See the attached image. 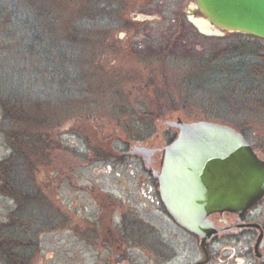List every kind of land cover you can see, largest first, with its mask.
Segmentation results:
<instances>
[{"label": "rangeland", "instance_id": "374dc122", "mask_svg": "<svg viewBox=\"0 0 264 264\" xmlns=\"http://www.w3.org/2000/svg\"><path fill=\"white\" fill-rule=\"evenodd\" d=\"M95 1L0 0V14L4 10L12 13V21L8 20L6 25L2 24L4 20L0 23V102L7 106L5 112L14 104L20 107L14 117L3 119V123L0 120V155L10 153L5 149L6 135L15 133L18 127L14 122L22 119L32 120V134L36 137L45 132L49 139L47 146H50L47 154L37 139L26 143L31 150H28V158L34 166L33 172L18 167L1 172L5 179L0 180V223L6 221L8 214L15 213V204L10 199L15 196V185L38 190L39 175H48L52 180L60 168L71 181L98 182L103 189L108 188L107 191L118 181L112 173L115 171L124 177L128 187L137 190L138 161L123 156L122 151L137 140L157 144L160 140L169 141L175 130L165 126V120L224 123L238 128L256 151L264 152V110L247 104L239 94L245 88L256 86L257 78L250 74L244 85L240 81L244 72L238 69L245 66L241 68L238 63L234 65L237 70L216 74L209 60L211 55L221 52L234 55L247 50L264 55V40L237 33L202 36L186 25L182 16L178 18L179 25L169 28L167 20L171 15L164 9L163 24H149L137 30L133 43L138 44V49L134 51L130 46L126 49L128 39H125L116 44L120 47L115 50L118 46L106 47L102 41L110 36L118 37L121 22L128 20V16L112 13L113 10L97 12L95 7L101 2ZM23 22L52 23L51 41L58 45L64 39L75 37V25L81 24V37L89 40L80 56L82 62L79 61L83 76L56 78L43 74L44 63L28 55L29 31L17 27V23ZM103 31H107L104 36ZM176 32L179 39L188 36L190 44L187 46V42L181 40L172 42L171 37ZM229 59L226 57L227 62ZM62 86H68L71 91L63 93ZM232 92L235 94L231 96ZM24 127L29 129L26 125L22 129ZM10 143L13 142L10 140ZM26 159L22 158L24 164ZM127 171L133 175L127 176ZM49 185L52 194L54 183ZM68 191L71 190L65 184L61 186L58 205H53L50 213L56 215L57 209H61L69 219L67 228L70 226L74 233L77 224L94 223L96 209L88 205L91 201L86 193L72 197ZM134 194L132 207L139 210L141 205L135 202ZM55 196V193L51 195ZM29 207L35 216L48 210L47 204ZM142 215L148 217L147 210ZM157 235L167 240V244L179 247V251L183 245L190 244L186 235L177 231L165 216ZM72 236L70 232L46 234L42 238V249L52 252L54 257L58 249L77 246ZM0 264H4L1 253Z\"/></svg>", "mask_w": 264, "mask_h": 264}, {"label": "flooded vegetation", "instance_id": "af4514ba", "mask_svg": "<svg viewBox=\"0 0 264 264\" xmlns=\"http://www.w3.org/2000/svg\"><path fill=\"white\" fill-rule=\"evenodd\" d=\"M95 2H101L95 7L97 12L108 13L113 10L112 13L128 16V20L121 22L122 31L118 37L110 36L102 41L106 47L118 46L115 50L120 47L116 44H121L125 39H128L125 44L126 49L129 48L128 46L133 47L134 51L138 49V44L133 43L137 30L149 24H163L162 21L166 20L162 17L164 9L169 10L171 15L170 20H167L169 28L179 25L178 18L182 16L186 25L188 24L198 33L186 17V13L191 10L190 6L195 5L193 0H96ZM198 15L194 14L196 17ZM53 26L50 22L17 23L18 29L29 31L28 55L44 63L46 69L42 72L46 76L56 78L83 76V68L79 65V61L84 44L89 43V40L81 37L83 32L81 24L75 25L77 26L75 37L64 39L65 41L60 45L56 41H51V35H54ZM106 32L103 31L101 34L104 36ZM186 38L188 36L183 35L179 39V32H176L171 40L187 42L188 46L190 41ZM60 88L65 94L71 91L68 86ZM4 105L0 102L2 123L3 119L14 117L18 113L17 109L20 108L18 104L16 106L14 104L13 108L5 112L7 106ZM31 122L32 120L28 119L16 121L14 123L18 129L15 133H7L9 136L6 135L5 149H9L10 153L4 155L5 157L0 155L1 181L5 179L1 173L3 170H13L18 167L33 172L34 166L28 158L30 157L28 152L31 150L26 144L30 143V140L37 139L42 142L40 146L45 149V153H50V146H47L49 139L45 132L36 137L32 134L34 128ZM23 125L28 126L29 129L27 127L22 129ZM176 133L175 130L173 137L167 142L160 140L157 144L142 139L134 141L128 150L122 151L123 156L138 161L136 167L139 169L140 179L137 182V190L128 187L124 177L115 171L112 173L118 181L107 191L105 189L108 188L103 189L98 182L87 179L71 181L63 168H58L57 175L52 180L48 175H39L41 183L38 190L36 187L15 185V196L10 197L15 204V213L8 214L6 221L0 223L2 234L0 253L4 264H264V195L253 206L242 212L223 210L206 216L213 232L203 244L200 236L181 228L166 211L158 177L163 167L164 147L175 138ZM255 152L260 159H264V152L256 149ZM22 158L24 160L27 158L25 164ZM125 174L133 175V172L127 171ZM53 183L52 194L55 193V197H51L49 185ZM64 184L71 190L68 191L69 196L86 193L87 199L90 198L91 201L88 205L96 209L94 223L91 225L83 223L80 226L77 224L78 229L74 233L70 226L67 228L69 219L62 214L61 209H57L56 215L50 213L53 205H58L56 202L59 200V190ZM132 194L136 198L135 202L141 205L139 210L132 207ZM32 203L47 204L48 210L44 214L39 213L35 216L29 207L33 205ZM146 210L148 217L142 215ZM164 216L177 231L186 235L190 243L183 245L181 251L179 247L167 244V240H162L160 236L158 238V229L162 225ZM58 222L60 223L57 224ZM67 232L73 234L76 247L71 245L64 247L63 250L58 249L54 252V257L52 252L42 249L44 235H59Z\"/></svg>", "mask_w": 264, "mask_h": 264}, {"label": "water", "instance_id": "95a60500", "mask_svg": "<svg viewBox=\"0 0 264 264\" xmlns=\"http://www.w3.org/2000/svg\"><path fill=\"white\" fill-rule=\"evenodd\" d=\"M193 1L186 17L198 33H242L264 40V0ZM163 123L177 134L164 147L161 197L172 219L203 244L213 232L206 216L242 212L264 195V159L242 133L224 123L180 118Z\"/></svg>", "mask_w": 264, "mask_h": 264}, {"label": "trees", "instance_id": "16d2710c", "mask_svg": "<svg viewBox=\"0 0 264 264\" xmlns=\"http://www.w3.org/2000/svg\"><path fill=\"white\" fill-rule=\"evenodd\" d=\"M4 20L3 25H6L8 20L12 21V13H7L5 10L0 14V23ZM235 55V56H234ZM230 55H223L221 52L219 55H211L209 60L212 61L211 70L215 69L216 74H226L230 73L231 70H237L234 65L240 64L241 68L239 71L244 72V74L240 77V81L246 84V81L249 79V75H253L252 77L257 78V85L252 89L245 88L240 94L241 98H244L247 104L255 106L258 110H264V55L260 53H255L254 51H243V53H236ZM248 56V57H247ZM254 56V57H253ZM226 57H229L230 61H226ZM253 57V59L249 58ZM228 63V64H226ZM238 64V65H239ZM235 89V88H234ZM255 91L259 92L257 94ZM255 92V93H254ZM263 92V93H260ZM235 93H231L230 95H234ZM233 127V126H231ZM235 128V127H234ZM237 131H240L238 128H235Z\"/></svg>", "mask_w": 264, "mask_h": 264}]
</instances>
